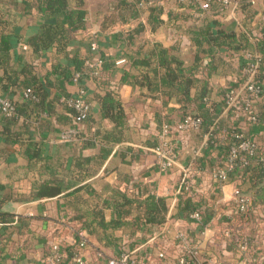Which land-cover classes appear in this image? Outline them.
I'll return each mask as SVG.
<instances>
[{
    "label": "crops",
    "instance_id": "0c3cea01",
    "mask_svg": "<svg viewBox=\"0 0 264 264\" xmlns=\"http://www.w3.org/2000/svg\"><path fill=\"white\" fill-rule=\"evenodd\" d=\"M65 1L63 11L42 12L35 0H0V95L17 104L13 117L0 113V264H47L51 234L68 222L89 227L84 230L88 243L83 249L89 264H107L120 249L135 248L145 264H169L177 252L179 230L199 248L214 251L226 261L251 253L264 262V98L251 100V110L259 118L249 123L230 114L229 104L223 102V95H240L244 73L245 78H258L264 86V0H230L218 12L203 7L201 1L187 5L154 0L160 9L158 23L150 18L143 0H128L136 2L133 6L121 0ZM77 10L84 12V26L76 28L63 45L57 40L45 47L28 44V38L44 27L57 29L75 23ZM138 26L141 30L132 32ZM200 29L233 33L246 48L212 46L210 53L203 52L209 48L195 43ZM130 32L133 36L128 39ZM154 43L179 59L186 74H192L190 94L204 89L203 110L213 111L220 126L236 122L257 143L252 159L257 166L244 176L236 171L218 186L212 184L219 149L206 146L207 133L199 127L174 134L176 163L159 168L150 145L158 138L161 122L180 119L183 109L176 91H182L184 82L174 78L170 88L160 86L162 70L156 63H132L145 59ZM101 56L113 65L81 78L90 116L75 123L61 102L76 93L78 84L63 79L53 66L71 57L87 65ZM125 72L127 79L122 81ZM45 79L51 85H45ZM37 82L46 91L40 105L27 102L23 89V84ZM153 82H158V88L152 87ZM107 91L120 100L125 114L122 128L101 111L100 96ZM70 127L76 132L64 137ZM217 136L221 139L224 134ZM184 168L191 175L195 196L204 203L202 230L198 222L175 215L176 185ZM239 191L251 198L247 217H238L232 207ZM122 193L137 199L148 193L166 196L165 221L148 224L147 230L100 225L98 221L116 218L113 204ZM243 243L247 250L240 247ZM160 251L165 257L159 256Z\"/></svg>",
    "mask_w": 264,
    "mask_h": 264
},
{
    "label": "trees",
    "instance_id": "16d2710c",
    "mask_svg": "<svg viewBox=\"0 0 264 264\" xmlns=\"http://www.w3.org/2000/svg\"><path fill=\"white\" fill-rule=\"evenodd\" d=\"M122 4L124 5H130L133 6L138 2L136 0L135 3L130 2L128 0H121ZM80 3V1H79ZM187 4L192 5L194 2H179V4ZM35 6L38 10L42 12H53V11H63L66 8V1L65 0H35L34 2ZM154 4V0H153ZM147 8L150 11V18L154 20L155 23L160 22L159 19V11L160 9L156 7L155 5H148ZM207 8L212 9L213 12H218L220 10L219 5L216 3H207ZM84 15V12L82 10L76 11V22L70 23L69 27H60V28H50V27H44L42 31L38 34H35L28 38L27 42L32 47L37 48L38 46L45 47L48 46L53 40L59 41L62 45L66 42V40L70 37H72V32L76 28H80L84 26V20H82V16ZM141 30V27L138 26L137 28L133 29L132 32H139ZM132 32L128 33V39H130L133 35ZM200 36V37H199ZM61 38H64V42L60 41ZM195 39V43L199 47L202 43H204L208 49H203V52L210 53V48L212 46L216 47L217 49H225L230 48L234 50H239L246 48L245 43L239 44V41H237L235 35L233 33H219V32H212L209 29H200L198 32V36ZM59 43V45H60ZM61 47V46H60ZM101 62L94 68L88 67L85 64V61L80 58L71 57L68 62L66 63H56L53 66V70L57 73H61L63 76V79L67 81H73L74 74L77 73L78 77L76 78L75 83L78 84L79 87H82L84 89V100L87 102L85 97V88L82 84H80L81 78L85 74H92V70L96 69L98 72H100L103 69L110 68L113 65V62L109 59H104L102 56L100 57ZM150 62L156 63L157 67L162 70L161 73H159V83L160 86L169 87L171 84V80L174 78L182 79L184 82V87L182 91L175 90L176 91V99L180 102L181 107L183 109L181 117L179 120L183 118V116L190 114L192 116H197L200 118L199 128L203 129L207 133V141L206 146H216L218 150V160L219 162L215 164L214 169L221 167L225 168L224 163L228 158L229 155V149L232 145H237V143L241 140L240 138L236 137V134H242L241 138H247V135L244 134L241 129L237 126V123H232L230 125L220 126L217 119L215 118V113L213 111L209 110L208 108H205L203 110L202 104H205V101L207 98L205 97V91L202 89L201 91H195L193 94H190L189 88L194 85V77H192V74H186L184 67L181 64V61L173 56H169L167 54V51L164 47H162L158 43H154L152 48L149 50L148 55L145 59H138L132 61V63H138V64H149ZM155 74H158V69L154 67L153 69ZM97 72V73H98ZM127 72L124 73L121 80L125 81L127 79ZM93 76V75H92ZM99 76V75H98ZM98 76H93L94 78ZM245 73L243 74V78L240 79L242 85L244 83ZM255 78V77H254ZM258 79V78H255ZM138 82V80H135ZM158 82L151 83L152 87L158 88ZM45 85H51V82L49 79H45L44 81ZM106 83V82H104ZM241 85V86H242ZM43 85L41 83L37 82L36 85H30V84H23V89H29L30 91L25 95L27 98V102L34 103L37 105H40V102H42V99L44 98L45 89H43ZM46 92V91H45ZM166 94L171 95L170 92L165 91ZM234 96L232 93L227 94L226 96L223 95V102L226 103L227 96ZM77 96V91L74 95H66L64 96V100L61 102L62 106L70 113L71 115V121H74L75 123H82L89 119L90 116V108L88 106L87 111L85 112L84 116L80 117L78 115V112L70 107L68 105V100L73 99ZM51 98H58V95H53ZM253 98H256V95L246 91L245 95H236L235 99L237 100L238 106L240 109H237L234 105H228V110L230 114H233L235 117H242L247 122H251L250 120L246 119V114H252L255 116V121L259 118V115L257 112L250 110L245 111L244 114H242L244 110V106L246 105L245 99L252 100ZM9 99V98H8ZM10 100V99H9ZM13 104V112L6 116L8 118L13 117L17 113V104L10 100ZM190 104H194L193 106ZM100 107L101 111L105 116H107L109 119H112L116 123V127L122 128L124 125V118L125 114L121 111V103L118 97L114 96L111 91H107L104 95L100 96ZM239 118L236 120L238 121ZM177 121V122H178ZM175 124L176 122L171 123L170 121H163L161 122L159 126V132H158V138L154 141V143H151V151L155 155L153 148L160 145V139H159V133L161 131V127L163 124ZM223 133L224 137L220 139V137L217 136V133ZM117 134V133H116ZM114 137V136H113ZM116 140L119 139L118 136L114 138ZM220 139V140H219ZM258 150V148H257ZM255 156V155H254ZM251 156L248 157V163L244 167H234L231 170H226L227 179H230L236 171L239 173V176H244L248 171H250L251 168L257 165L252 164V159L255 157ZM195 161V160H194ZM256 164H260L259 161H256ZM253 165V166H252ZM213 170V169H212ZM182 175L176 185V192L178 197V203H177V211L175 212V215L182 216L183 218L191 221L189 219V214L192 212L195 208L201 207L203 203V200H201L200 197L195 196V191L192 189V182L190 181V189L183 190L182 186L180 185ZM225 180V181H226ZM224 181H220L218 179H213L212 184L215 186H218L219 184L223 183ZM239 194H245L249 198L250 196L243 191H239ZM120 200L116 198V204H113V206L116 208V218L110 220L107 223H104L103 220L98 221V223L102 226H126L129 225L131 227H139L144 230H147L148 224H160L163 221H165L166 213H167V204L166 196H157L153 193H148L145 195L142 199H137L135 195H127L125 193H122L120 196ZM251 199V198H250ZM232 203V201H231ZM238 217H247L250 212V207L246 208L244 211L236 210ZM130 219H125L126 216L131 215ZM172 215V214H171ZM69 221L72 223V220L69 219ZM206 224L205 219H201L198 221V226L200 230L203 229L204 225ZM70 227L71 229V236L74 241H77L78 236L76 232L78 230H85V228L89 227L87 225H83L79 222H74L70 224L69 222L66 224L60 225V227H57L54 229V231L51 234L52 239L60 236L63 231ZM133 232V230L130 232V234ZM132 236V235H130ZM189 236V235H188ZM190 237V236H189ZM133 243H131L132 245ZM50 246V245H49ZM206 249V248H205ZM248 249V245L246 246V250ZM62 252L63 257L60 258L58 261H53L52 264H69V262L73 252H74V245L70 244L68 242H63L62 246ZM123 250V249H122ZM209 250V249H206ZM204 250V251H206ZM211 251V250H209ZM214 252V251H211ZM216 255H218L216 252H214ZM51 254V248L49 249L47 253V257ZM176 255V253H175ZM254 255V254H253ZM219 256V255H218ZM256 256V255H254ZM257 257V256H256ZM49 264V263H47ZM71 264V263H70Z\"/></svg>",
    "mask_w": 264,
    "mask_h": 264
},
{
    "label": "built area",
    "instance_id": "2783aa9c",
    "mask_svg": "<svg viewBox=\"0 0 264 264\" xmlns=\"http://www.w3.org/2000/svg\"><path fill=\"white\" fill-rule=\"evenodd\" d=\"M145 5H153V0H143ZM180 2H193V1H201L202 6H207V3H216L219 5L220 10L224 9L230 4V0H177ZM91 48H94V44L91 45ZM122 61V59L120 60ZM101 62L100 58H93L91 61L87 63L89 67H96ZM253 67V64L250 65V68ZM93 75L97 74V70L93 69ZM78 74L75 73L73 77V81L76 80ZM30 90L26 89V93ZM249 91L256 95L258 98H264V86L259 79H255L252 76L245 78L244 83L241 87L240 95L244 96L245 92ZM84 89L82 87L77 88V96L73 99L68 100V105L75 109L78 112L80 117L84 116L85 112L88 109V102L84 100ZM236 96H227L226 102L229 105L236 106L237 109H240L235 99ZM246 105L244 106L245 111L251 109V100L245 99ZM13 112V104L12 102L0 95V113L3 115L9 116ZM246 119L250 121H255V116L252 114H246ZM200 123V118L197 116H192L187 114L183 116L181 120L176 122L175 124H163L161 127V131L159 133L160 145L153 148V151L157 158V163L160 169H168L171 168L176 163L177 158V150L175 149V145L172 141L175 133L184 132L189 129L198 128ZM75 129L73 127L68 128L64 132V137L69 136L70 134L75 133ZM236 137L241 140L237 143V145H232L229 149V155L227 160L224 163L225 168H215L212 170L213 179H218L220 181H225L227 179L226 170H231L234 167L240 168L244 167L248 163V157L256 155L257 152V143L250 138H241L242 134H236ZM183 171H186L182 174V178L180 181V185L183 190L190 189V181L191 175L188 174L187 168H184ZM250 204V198L245 194H239V192L232 198V207L235 210L244 211ZM189 219L191 221L198 222L202 219V207L195 208L189 214ZM78 239L74 241L71 236V229L67 227L63 233L52 239L50 241L51 254L47 257V263L52 264L53 261H58L63 257L62 246L63 242H68L74 245V252L71 256V264H89L84 257L83 249L87 245V236L84 230H78L76 232ZM177 238V252L176 255L173 256L174 262H170L169 264H264V262L260 259V257H256L251 253H248L246 256L241 257L236 261H226L221 256L216 255L214 252L209 250L201 249L197 246L195 242L192 241V238L188 236V234L184 230H179L176 233ZM243 250H246V245L243 243L240 246ZM206 250V251H204ZM137 248L135 249H120L115 259H109L107 264H145L143 258L136 253ZM159 256L165 257V253L163 251L159 252Z\"/></svg>",
    "mask_w": 264,
    "mask_h": 264
}]
</instances>
